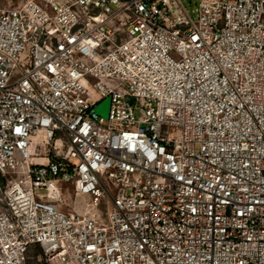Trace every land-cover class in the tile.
Here are the masks:
<instances>
[{
	"label": "built area",
	"instance_id": "built-area-1",
	"mask_svg": "<svg viewBox=\"0 0 264 264\" xmlns=\"http://www.w3.org/2000/svg\"><path fill=\"white\" fill-rule=\"evenodd\" d=\"M195 13L0 7V264H264V0Z\"/></svg>",
	"mask_w": 264,
	"mask_h": 264
},
{
	"label": "rangeland",
	"instance_id": "rangeland-1",
	"mask_svg": "<svg viewBox=\"0 0 264 264\" xmlns=\"http://www.w3.org/2000/svg\"><path fill=\"white\" fill-rule=\"evenodd\" d=\"M184 4L188 7L189 11L192 13L193 17L196 18V9L198 8L200 0H193L191 2L190 0H183ZM4 3V1H2ZM194 12V13H193ZM1 185V184H0ZM88 201L82 199V198H76L74 194H68L66 195V201H65V210L69 211L73 208H78L77 210L81 213L86 212V203ZM40 256V251L35 250L34 253L31 255L30 264H45L44 262H39L38 257Z\"/></svg>",
	"mask_w": 264,
	"mask_h": 264
},
{
	"label": "water",
	"instance_id": "water-1",
	"mask_svg": "<svg viewBox=\"0 0 264 264\" xmlns=\"http://www.w3.org/2000/svg\"><path fill=\"white\" fill-rule=\"evenodd\" d=\"M112 106V97L104 99L97 107H95V113L103 118L108 119L110 117V111Z\"/></svg>",
	"mask_w": 264,
	"mask_h": 264
},
{
	"label": "crops",
	"instance_id": "crops-1",
	"mask_svg": "<svg viewBox=\"0 0 264 264\" xmlns=\"http://www.w3.org/2000/svg\"><path fill=\"white\" fill-rule=\"evenodd\" d=\"M2 1H4V3H2ZM20 1H22V0H0V7H2V6H7L9 3H11V4H17V3H19Z\"/></svg>",
	"mask_w": 264,
	"mask_h": 264
},
{
	"label": "trees",
	"instance_id": "trees-1",
	"mask_svg": "<svg viewBox=\"0 0 264 264\" xmlns=\"http://www.w3.org/2000/svg\"><path fill=\"white\" fill-rule=\"evenodd\" d=\"M6 183L5 179L0 175V184L1 186H4Z\"/></svg>",
	"mask_w": 264,
	"mask_h": 264
}]
</instances>
